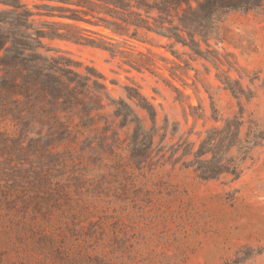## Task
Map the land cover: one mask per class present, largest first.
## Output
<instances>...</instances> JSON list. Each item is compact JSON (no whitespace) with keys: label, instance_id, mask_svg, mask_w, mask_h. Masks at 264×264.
I'll list each match as a JSON object with an SVG mask.
<instances>
[{"label":"rangeland","instance_id":"374dc122","mask_svg":"<svg viewBox=\"0 0 264 264\" xmlns=\"http://www.w3.org/2000/svg\"><path fill=\"white\" fill-rule=\"evenodd\" d=\"M81 25L141 53L139 68L86 43L46 41L79 71L100 72L111 97L127 99L125 86L138 87L155 106L148 164L131 162L122 131L118 142L84 139L92 133L68 118L71 135L52 148L64 172L52 185L38 190L32 172H0V264H264V138L245 148L248 136H264V0L257 10L221 18L208 57L153 33L123 41ZM229 79L243 93L234 96ZM241 108L240 147L230 151L238 175L199 178L179 144L196 149L207 129Z\"/></svg>","mask_w":264,"mask_h":264},{"label":"trees","instance_id":"16d2710c","mask_svg":"<svg viewBox=\"0 0 264 264\" xmlns=\"http://www.w3.org/2000/svg\"><path fill=\"white\" fill-rule=\"evenodd\" d=\"M262 4L263 0H0V172H32L29 183L38 190L52 185L56 172H64L62 154L52 148L71 135L72 116L79 119L80 128L92 133L84 139L118 142L122 131L131 162L138 168L148 164L157 134L155 106L138 87L125 86L134 105L124 97H111L100 72L79 71L74 60L46 41L86 43L121 55L131 66L143 65L136 60L140 52L125 50L115 38L81 25L88 23L123 41L153 33L208 57L209 40L217 37L218 22L225 14L257 10ZM225 83L234 96L243 93L230 79ZM107 106L112 107L109 114L104 112ZM136 108L145 112L150 126ZM60 113L67 118L61 119ZM243 124L241 108L222 126L207 129L196 149L184 140L176 151L192 155L184 163L193 166L201 179L236 177L239 163L230 151L240 147ZM263 138L248 136L247 151ZM53 185L57 189L51 192L62 188Z\"/></svg>","mask_w":264,"mask_h":264}]
</instances>
